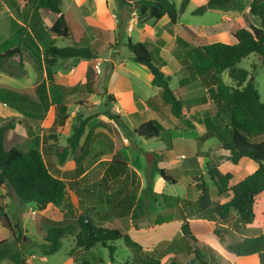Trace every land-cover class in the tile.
I'll list each match as a JSON object with an SVG mask.
<instances>
[{"label":"rangeland","instance_id":"1","mask_svg":"<svg viewBox=\"0 0 264 264\" xmlns=\"http://www.w3.org/2000/svg\"><path fill=\"white\" fill-rule=\"evenodd\" d=\"M37 1L1 0L0 44L9 39L15 33L18 26L24 25L22 20L30 15ZM136 1L138 0H106L107 12L99 16L98 20L90 18L86 20L81 14V17L79 16L80 23L71 26V33L74 34L69 38L57 39L56 46L58 48L73 46V43L72 45L70 43L71 40H75L77 44L79 42L88 43L89 45L82 43L78 46H88L96 53V58L89 62H92V66L98 75L95 94L88 97L86 101L83 100L79 103L80 99L75 96L63 100L67 104V120L64 115H59L57 126L61 127V131L56 133L47 129L46 126L48 125H44L42 121L28 120L26 121V127L24 125L22 127H25L24 129L26 130L30 128V131L34 132L33 136L37 137H22L16 131L17 125L21 123L22 119L6 116L4 111L0 110V125L11 122L15 126L14 130H9L6 133V149L18 148L21 151H28L31 148H40V136L43 134L45 137L47 136L49 148H55L56 155L61 153L62 149L67 146V139L72 135L73 126L77 125L80 122L79 120L90 117V120L86 124L81 148H78L75 153L69 154L66 157V161L61 164L63 166L67 165L68 171L62 172L58 170L59 168L56 164H60L56 156H53L55 157L56 164L53 162L50 167L51 171L57 172L65 180L67 185L65 202L67 204L53 207L54 212H47L44 215L40 213L41 210L36 204L35 206L33 203H20L7 186L0 187V204L5 207L10 225L18 226L20 231V241L16 243V235L14 236L9 231L7 222L3 217H0V241H5L7 247L11 249L23 252L26 264H72L74 260L81 258L95 264H130L132 253L126 247L123 239L115 243L116 251L113 260L109 256V251L100 245H97L90 252L82 254L75 252L70 257V251L75 246L73 240V237H75L73 234L75 231V220L86 209L91 211L94 216L100 215L107 209L109 216L113 219L112 224L114 226L121 229L131 240L141 245L143 252L159 258L162 263H168L169 259L173 257L181 262H185L192 257L182 255V251H179V249L168 250L166 248L173 240L180 243L179 239L182 236L180 232L181 221L185 216L187 217L190 209L185 205L186 201L193 203L197 200L198 192L196 185L200 180L208 187L212 201L219 202L222 198L217 195L216 179L210 176L209 171L215 170L220 174H224L229 170V167L231 168V165H229L230 162L224 155H220L222 153L215 155L213 141L210 140L208 143H205L200 139L204 135V125H197L194 130H188L170 114L169 108L162 104L156 113L152 115L141 113V120L139 118L135 119L136 123H139L140 121L149 120L151 117H154L165 129L162 139L146 141L132 138L124 132L116 121L108 118L106 113L118 115L122 112L115 110L114 103L108 102L107 95L109 89L115 97L121 99V103L128 106L132 102V93L130 92V86L132 85L130 83L134 82L136 84V93L140 92L144 94L148 93L147 89L150 90V84L147 80L148 75L144 71H137L138 69L134 65L126 62L132 58L126 46L129 40L133 44L144 41L143 43H145L153 55L156 58H161L164 63V57L167 59L172 58L174 61L184 59L178 75L182 74V76L189 77L192 74L188 66H186L188 64L187 53H185L186 49L192 47L199 48L204 42L228 43L230 40L227 35L232 25L239 24V22L242 25L250 23L247 12L252 0H233L229 7L230 14L234 16L232 22H230V25L222 26L221 30L214 37H212V29L209 28L222 18V12L225 10L213 9L203 15L193 14L195 10L205 5L207 0H189L185 12L178 20V26L191 27H177L175 30L166 17L160 21L150 20L145 23L139 21L137 13L138 4H136ZM168 1L173 2L177 9L182 2V0ZM60 7V11L64 13L66 2L61 4ZM68 14L70 15V19L75 18L72 10H69ZM251 18V22H253L254 17L251 16ZM43 22L47 24L46 19H43ZM132 23L133 26L131 27ZM136 24L146 25L141 35ZM45 26L46 29L50 27L49 24ZM201 26L205 27V37L203 38L198 36L196 30V27ZM158 28L168 34L165 36L154 34V29L158 30ZM50 36L54 44L56 42L54 37L56 36ZM177 38H179V41H176ZM47 42L48 38L45 39L44 43L40 44L41 50L46 48ZM161 54H163V57ZM17 61L18 58L15 59V62ZM122 63L125 65H121ZM27 64L28 60L24 59L22 65L26 75L23 77H10L0 71V90L6 85V88L14 90L34 89L28 87L35 84L36 77L38 82L44 80L47 83L49 82L47 78L49 76H51L55 83H67L69 79L70 72L66 69L67 62L65 60H58L50 68L44 66L42 74L39 76L32 71L28 75V71L25 69V67L27 69L29 67ZM29 64L32 65L31 63ZM163 67L161 71L164 69ZM114 68L116 70L113 73L112 70ZM237 68L249 72V79L252 78L261 101L264 102V68L258 56L255 54L249 55L237 65ZM47 71H50L51 75L48 76ZM221 79L224 83L232 85L228 72L222 73ZM176 82L173 79L170 83V88H175ZM205 91L199 89L198 96L205 95ZM206 99L209 104L203 106L205 108L201 113L197 114L198 118L212 117L214 115V105L207 97ZM153 102L156 104L160 103L159 99H155ZM141 109L143 110L142 105ZM184 113L187 118L188 110H184ZM190 121L193 124L202 123L197 122L194 118L193 120L190 118ZM187 138L196 139L194 141H187L189 144L184 146L183 150L181 148H174L177 147L175 142H180ZM261 140L264 139L261 138ZM192 142H194L193 145H191ZM176 152L178 153L177 158L173 159L171 156L170 159H173L171 162L170 159L166 160L168 156L173 153L176 154ZM116 153H119L123 161L136 170L137 180L134 181L131 177H128L123 183L110 181L108 186H104L103 184L99 186L100 178L107 163L110 162ZM43 155L45 157V153ZM52 155L49 156L51 157L50 161L48 160L49 162H52ZM148 155L151 157V161H147ZM72 162L74 165L71 164ZM154 162H156V168L164 170L175 181V184L165 182L159 174H156L151 180L153 195L149 199L145 195L146 186L154 170ZM53 166L55 169L52 168ZM253 167H256V165L248 160L239 165V168L235 171L232 184H237L240 180L244 179L251 173L250 169ZM126 170L130 169L126 168ZM69 188L74 190L76 194L71 192ZM108 196L114 200V205L109 206L106 203ZM263 196L264 194L256 199V219L260 218L264 211ZM165 198H168V200H165ZM175 198H178L179 202L174 204ZM132 199H134L135 203L133 209L135 212H139L141 208L146 209L145 215L137 220L133 219L130 213L121 214L122 210L119 209V206L126 200ZM236 217L237 215L232 213V217L225 225L218 226L220 238L213 233L210 227L205 226L204 223L200 222L196 226V236L199 242L213 248L218 253V264H231L234 258L237 257L228 249L229 246L238 243L242 239L233 229L232 224ZM61 218H63V221H67L71 233L61 240V248L56 254L45 257L42 255L40 249L43 243V236L53 221ZM261 227L263 229L264 225ZM254 229H256V226ZM245 236L250 235L245 232ZM0 264L13 263L9 260H4Z\"/></svg>","mask_w":264,"mask_h":264},{"label":"trees","instance_id":"2","mask_svg":"<svg viewBox=\"0 0 264 264\" xmlns=\"http://www.w3.org/2000/svg\"><path fill=\"white\" fill-rule=\"evenodd\" d=\"M233 0H207L206 4L194 11V15H203L213 9L227 10ZM63 0H38L32 13L25 17L22 22L25 25L18 26L15 33L0 44V71L10 77H23L26 72L22 61L28 60L34 67L38 76L42 74L43 66L50 68L58 60L84 59L91 61L96 58V53L88 46H70L64 48L56 47L51 41V36L68 38L69 29L65 18L60 11ZM264 0H252L248 13L259 19L260 26L248 25L242 27L234 24L229 30L233 39L232 44L225 42H204L193 52L197 61L191 65V73L198 79L200 85L206 90L208 99L214 105V115L203 122L205 133L200 137L206 141L215 137L220 149L225 151L227 160L233 166L241 164L245 160L256 165V170L237 184L232 185L235 172L229 170L224 174L210 170V176L216 179V190L219 197L231 195V199L223 204L212 201L210 191L206 184L200 180L196 185L198 198L195 202L186 201L189 211L180 226L182 234L179 242L174 240L166 249H179L182 255L192 257L185 262L177 258L169 259L168 263H162L159 258L143 252L141 245L125 235L121 229L112 224V217L108 212L102 216H94L87 209L75 220V246L70 251V257L75 252L79 254L92 251L97 245L109 251L113 260L116 251L115 243L124 240L126 247L132 253L130 264H218V253L213 248L207 247L199 242L196 236V226L200 220L204 225L210 227L213 233L220 238L219 225H225L232 217L237 215L233 221V229L242 239L228 247L238 257L257 255L260 264H264V233L254 237L245 236V230L256 221L255 203L256 199L264 194V102L261 101L258 90L249 72L237 68V65L249 55L258 56L264 68ZM189 0H182L177 9L173 2L168 0H138L137 13L139 21H160L166 17L170 25L174 26L180 16L185 12ZM47 10L57 16L56 21L48 28L42 27L44 23L40 18L39 11ZM2 15V4L0 0V16ZM48 38V45L41 50L40 44ZM179 41V38L176 39ZM133 61L145 67L152 76L151 85L160 89L161 103L169 108L170 114L180 121L186 129H194L195 125L183 114L184 104L177 97V92L169 86L170 77L165 76L161 68L165 63L161 58H156L145 43L133 44L131 40L126 44ZM18 61L15 62V59ZM48 76L51 75L50 71ZM228 72L232 85L224 83L221 75ZM51 77V76H49ZM98 80V75L93 66H89L86 72V83L79 87L60 88L69 94L86 89L93 93V84ZM45 91V85L39 84L31 90H14L2 88L0 99L11 107L18 110H29L34 117H42V104L44 98L41 94ZM42 104L38 103L37 97ZM108 102H113V97L107 95ZM65 110V107L63 108ZM34 114V115H33ZM109 119L116 121L124 132L132 138L141 140L162 139L164 127L157 120H149L130 130L128 126L117 115L106 113ZM90 120L86 118L79 120L72 128V135L67 139V146L57 154L59 163H64L69 154H73L81 143L85 134L86 124ZM11 122L0 125V187L7 186L20 203H33L43 211L48 206L59 207L65 204L67 185L64 180L56 176L50 166L46 163L43 153L35 148L21 151L18 148L6 149L5 136L9 130H14ZM173 143V142H172ZM173 148V146H172ZM171 157L168 156L166 160ZM152 171L146 186V196L151 199L153 195L151 180L156 174L168 183L175 184L164 170L156 168L153 163ZM126 163L121 155L116 153L110 165L100 180L108 186L110 181L123 183L128 177L137 180V175L132 170H126ZM168 200V198H165ZM179 199H174V204ZM106 203L111 206L115 202L109 196ZM121 214L130 213L133 219H139L145 215L146 209L141 208L135 212L134 199L126 200L121 206ZM0 217L7 222V228L15 236L16 243L20 241L18 226H11L5 207L0 204ZM194 218V219H192ZM16 233V234H15ZM70 229L67 221L54 222L43 236L40 246L43 256L48 257L56 254L61 248V240L68 234ZM245 236V237H243ZM9 260L13 264H26L23 252L7 247L5 241H0V262ZM72 264H95L87 259L74 260Z\"/></svg>","mask_w":264,"mask_h":264},{"label":"crops","instance_id":"3","mask_svg":"<svg viewBox=\"0 0 264 264\" xmlns=\"http://www.w3.org/2000/svg\"><path fill=\"white\" fill-rule=\"evenodd\" d=\"M65 2H66L65 12L63 13L61 11V13L64 16L66 24H67V27L69 29V37H71L74 34V33H71L72 32L71 31V26L77 25V24L80 23L79 16L81 17V14H82V17L85 18L86 20H88L89 18L90 19H94V20H98L99 16H101L104 13L107 12V6L105 5L106 4V0H66V1L63 0L62 4H64ZM69 10L73 11V13L75 15L74 19H72V18L70 19V15L68 14ZM31 13H32V11H31ZM38 13H39L40 18L42 20L43 19L47 20V24H49V26H51L57 19V16L55 14L49 13V12L44 11V10H41ZM230 13L231 12H230L229 9L223 11L222 12V18L217 23H214L209 28V29H212L211 30L212 34H213L212 37L216 36V34L221 30L222 26L230 25V22H232V20H233L232 18H234V16H232V14H230ZM251 16L252 15H249V13L247 14L248 19H250V23L248 25L251 24L253 26L259 27L260 26L259 19L254 17V16H252V17H254L253 19L255 21L253 20V22H251V19H252ZM69 19L71 21H73V22H71ZM256 20L259 23L258 22L256 23ZM133 23H132L131 27L133 26ZM47 24L43 23L42 27L46 28L45 25H47ZM239 24L242 27L248 26V25H245V24L242 25L240 22H239ZM136 25H137V27H138V29L140 31V35H141V33L144 31L146 25H139V24H136ZM173 27H174V30H175V29H177V27L180 28V27H191V26H183V25H179L178 26V22H177L176 25H174ZM196 28H197L196 30H197L198 36L202 37V38L205 37V29H204L205 27L201 26V27H196ZM161 30L162 29H159V28H158V30L154 29L153 33L154 34H159V36H165V35L168 34L167 32L165 33V31H163V30L161 31ZM227 36H229L228 39L230 40L228 42V44H232L233 43V39L231 38L229 33H228ZM58 38L59 37H54V39H56V42L54 43L55 46L57 44V41H58L57 39ZM143 42L144 41H141V43H143ZM70 43H71V45L73 43V45H75V46H78L79 44H82V43L85 44V45L88 44V43H85V42H79L77 44L75 42V40L74 41L71 40ZM193 49H194L193 47L192 48H187L186 51H185V53H187L186 55H187V58H188V60H187L188 64L186 66H188L190 71H191V69H190L191 65L194 64L197 61V56L194 54ZM161 56L163 57V54H161ZM164 60H165V66L163 67L164 69L162 71L164 72V74L166 76H169L171 78V80L169 82V86H170V83L172 82L173 79H175L177 81L176 82V87L173 88V89L171 88V90L176 91L177 92V97L183 102V104H184L183 113H184V110H186V111L188 110L187 118L189 120H190V118H191V120H193V118H194V119L197 120V122H202L201 124L200 123L199 124L195 123L194 124L195 125L194 129L197 127V125H203L204 121H206L209 118L213 117V116L212 117L206 116V117H202V118H198L197 117V114L201 113L204 110L205 107H203V106L206 105V104H209L208 100L206 99L207 94L202 95V96H198L199 89H202V91H205V89L200 85V83L198 82V79L195 76H193L192 73H191L192 75L189 76V77L188 76H182V74L178 75L180 66H182L183 63H184V59H177V60L174 61L172 58L167 59V58L164 57ZM65 61L67 62L66 69H68L69 72H70L69 79H68L67 83H62V82L55 83L51 77H47L48 81H49L48 83L45 82L44 80H41L40 82H38L37 81V77H36L35 82H34L35 84L33 86H31V87H28V88H35L39 84H44L45 85V91L43 92V94H41L42 97L45 100L43 104L41 103L40 98L36 95V93L35 94H34V92L32 93V95L35 98L37 97L38 103L42 104V111H43L42 112V114H43L42 117H40V116L39 117H35L34 114H33L34 115V117H33L30 114L29 110L25 109V111H23L24 110L23 109V110L20 111V110L14 108V107L9 106L8 104L4 103L0 99V110L4 111V114L6 116H10L11 118L16 117V118L22 119L21 123H18L19 125H17V130H16V131H18L21 134L20 136H22V137H24V136H26V137H28V136L37 137V136H33L34 132L30 131L31 130L30 128H28L27 130L24 129L26 127V121H28V120H36L38 122L42 121V122H44V125H48V126H46L47 129H49L51 131H55L56 133L61 131V127L57 126V121L59 120V115H61V114L64 115L66 117V120H67V114H66V112H67V104L63 100L65 98H68V97H71V96L72 97L75 96V97H78L80 99L79 103H81V101H83V100L86 101L88 99V97H90V96L95 94L94 92H95V88H96V82H94V84L92 86L93 93H90L86 89H82V90H79L78 92H76L74 94H69L67 91H65L64 89L60 88L61 86L73 88V87H79L81 85H84L86 83V72H87V69H88L89 66H92V62H89L88 60H84V59H68V60H65ZM126 62H128V64H130V65H134L138 69L137 71H144V73L146 75H148L147 80H148V83L150 84V86H149L150 90L147 89L148 93H144V94H142L140 92L136 93V90H137V88L135 87L136 84L134 82L130 83L132 85V86H130V92L132 93V97L133 98L131 97V99H132L131 104H129L128 106L127 105L125 106L123 103H121V99L115 97L112 94V92L108 88L107 89H108V95H111L113 97V103H114L115 110H120L122 112V113H119L117 116H119L121 118V120L131 130H133L134 128H136L137 126H139L141 123H143L145 121L156 120L154 117H151L149 120L140 121L139 123H136V121H135V119H137V118H139V120H141V116H140L141 113L150 114V115L156 113V111H158L160 109L162 103H161V100H160V89L151 85L152 76L149 73V71L145 67L137 65L132 60V58L128 59ZM58 63H60V62H58ZM27 65L29 67H28V69L25 67V69L28 71V75H29V72H31V71L36 73V71H35V69H34V67L32 65H30L29 63ZM121 65L124 66L125 64L122 63ZM115 70L116 69L114 68L112 70V72L114 73ZM36 75H37V73H36ZM6 86L4 88H6ZM7 89H10V88H7ZM1 90H2V88H1ZM1 90H0V92H1ZM131 93H130V95H131ZM205 93H206V91H205ZM155 99H159L160 103L156 104L155 102H153V100H155ZM116 104H118L119 107L116 106ZM141 105L143 107V110L141 109ZM64 107H65V110L63 109ZM142 118H144V117H142ZM23 125L25 127H22ZM204 128H205V126H204ZM54 129H56L58 131H56ZM205 131H206V129L204 130V133H205ZM199 136H201V135H199ZM195 139L196 138H193V139L192 138H190V139L187 138L185 140H181L180 142L177 141V142H175L177 144V147H174V148H181V149L185 148L184 146L189 144L187 141H190V140L194 141ZM210 140L214 142V145H215L214 153H216L215 155H217V153H222L220 155H224L225 157H227L228 154L225 151H223L222 149H220V146H219L220 144L217 143L215 137L210 138V139H208L206 141H203V142L208 143V141H210ZM193 143L194 142H192L191 145H193ZM39 145H40V148H37V149H39L40 151L45 153V157H46L45 160H47L46 163L50 167H51V164H53V162L56 164L55 157H53V156L57 157V155L55 154V148H49L50 146H49V143H47V136L45 137L43 134H41ZM31 149H35V148H31ZM31 149H29V150H31ZM173 154H171L172 158L173 159L177 158L178 153L176 152V154H174V155ZM50 155H52V160H51L52 162H49L50 159H51V157H49ZM180 157H184V156H180ZM172 158L170 159V162H171V160H173ZM57 159H58V157H57ZM66 159H65V161H66ZM112 159L110 160L109 163H107V166L105 167L104 172H103L100 180L104 176L105 171L108 168V166L110 165ZM245 161H247V160H245ZM245 161H243L241 164H243ZM58 163H59V161H58ZM61 164H63V163H61ZM61 164L60 165L56 164L57 167L59 168L58 170H61L62 172L68 171L67 169H69V168L67 167V165L63 166ZM71 164H73V162ZM241 164H239V165H241ZM229 165H231V168L229 167L228 169L229 170H233L234 172L237 170V168H239V165L233 166L230 163H229ZM126 167L128 169L136 172V170L134 168L130 167V165L128 163L126 164ZM52 168L55 169L54 166ZM250 170H251V173H252V172H254L256 170V167H253ZM53 173L56 176H58L60 179L64 180V178L60 177L57 174V172L54 171ZM231 184H232V182H231ZM232 185H234V184H232ZM70 191L74 192L76 194V192L74 190L70 189ZM66 197H67V195H66ZM230 199H231V195L229 194L227 197H222L219 200V203L223 204V203L229 201ZM263 200H264V196H263ZM65 204H67V203L65 202ZM62 205H64V204H62ZM49 207H51V208H49ZM53 207L54 206H48L43 211H40V213H43L44 215H46L47 212H54ZM104 212H107V209ZM104 212H102L98 216H102V214ZM262 213H263L262 216L260 218L256 219V221H255V223L253 225H250V226H248L246 228L245 232L249 233V235H250L249 237H254V236H257V235H259L261 233H264V228L262 229V227H261V226L264 225V211ZM61 221H63V218H61L59 220H54L53 223L54 222H61ZM200 222L204 223L203 220H200L199 223ZM181 224H182V221H181ZM255 226H256V229H254ZM73 240H74V244H75V237H73ZM231 264H260V263H259V259H258L257 255H251V256H246V257H238L237 256V257L234 258V260L231 262Z\"/></svg>","mask_w":264,"mask_h":264},{"label":"water","instance_id":"4","mask_svg":"<svg viewBox=\"0 0 264 264\" xmlns=\"http://www.w3.org/2000/svg\"><path fill=\"white\" fill-rule=\"evenodd\" d=\"M147 161H151V157L149 155L147 156Z\"/></svg>","mask_w":264,"mask_h":264}]
</instances>
